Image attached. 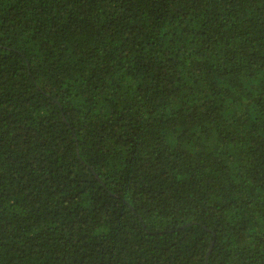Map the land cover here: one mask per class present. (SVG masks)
I'll list each match as a JSON object with an SVG mask.
<instances>
[{"label": "trees", "instance_id": "16d2710c", "mask_svg": "<svg viewBox=\"0 0 264 264\" xmlns=\"http://www.w3.org/2000/svg\"><path fill=\"white\" fill-rule=\"evenodd\" d=\"M0 264H264V0H0Z\"/></svg>", "mask_w": 264, "mask_h": 264}]
</instances>
